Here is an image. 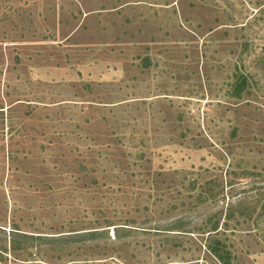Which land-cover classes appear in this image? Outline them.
Returning a JSON list of instances; mask_svg holds the SVG:
<instances>
[{
	"label": "rangeland",
	"instance_id": "obj_1",
	"mask_svg": "<svg viewBox=\"0 0 264 264\" xmlns=\"http://www.w3.org/2000/svg\"><path fill=\"white\" fill-rule=\"evenodd\" d=\"M263 180L264 0H0V264H216L153 233L34 254L7 237L195 226L222 189L248 197L220 223L234 264H264V192L245 194Z\"/></svg>",
	"mask_w": 264,
	"mask_h": 264
},
{
	"label": "trees",
	"instance_id": "obj_2",
	"mask_svg": "<svg viewBox=\"0 0 264 264\" xmlns=\"http://www.w3.org/2000/svg\"><path fill=\"white\" fill-rule=\"evenodd\" d=\"M249 88L248 80L244 75L235 76V80L232 84L229 94L233 98L240 99L242 93H247ZM252 175V174H251ZM260 177V176H259ZM258 186H250L247 191L252 193L251 196L261 195L264 192V180L260 182ZM263 183V184H262ZM225 195L224 190H220L216 195L208 197L209 199L203 201L200 205H206L205 207H211L212 209L207 214V217L203 218L200 223L192 226L189 217H179L167 222L165 226H161L160 229L148 228L143 230L141 228H131L124 226H115L113 228V238L108 235V230H88V231H73L69 234L61 235H30L26 233L19 232L14 229L10 232L7 237L8 240V250L16 254L18 252H26L29 254H34L31 251L36 250V252L42 248L49 249L51 251H66L71 248H76L81 250L84 248L99 247L100 243L105 246L108 241L112 244L123 243L125 244V235H134L137 232H143L144 234L153 233L155 236H162L161 246L167 247L171 250H176L183 247V242L193 244L194 249L202 253V261L214 260L216 264H234L236 257L233 254L230 246L227 244V238L224 237L225 230H222L221 224L227 223L234 217V211L240 210L243 213V209H247L245 204L247 203V198H240L236 202H233L232 196L230 199ZM252 204V202H250ZM219 205V206H218ZM253 206V204H252ZM264 213V200L261 206ZM243 215V214H242ZM123 225V224H122ZM222 225V226H223ZM108 225L106 227H109ZM123 233H126L125 235ZM123 241V242H122ZM107 247V246H106ZM101 248V247H100ZM103 249V247L101 248ZM7 248H0V260L1 256L6 253ZM35 252V253H36ZM116 259L115 257H111ZM109 259V258H108ZM120 259V258H119ZM122 259V258H121ZM80 259H74L69 261L70 264L81 263L78 262ZM83 262H93L87 258L81 259ZM116 261H119L118 258ZM120 264H127L122 262ZM196 264H200L199 259H192ZM112 264H114L112 262ZM166 264H179V263H166ZM190 264V263H189Z\"/></svg>",
	"mask_w": 264,
	"mask_h": 264
}]
</instances>
